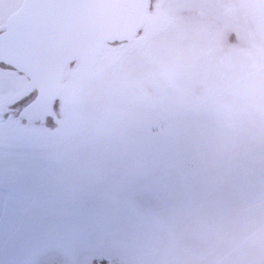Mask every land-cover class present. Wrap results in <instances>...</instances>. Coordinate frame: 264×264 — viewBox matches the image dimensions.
Here are the masks:
<instances>
[{
	"label": "rangeland",
	"instance_id": "obj_1",
	"mask_svg": "<svg viewBox=\"0 0 264 264\" xmlns=\"http://www.w3.org/2000/svg\"><path fill=\"white\" fill-rule=\"evenodd\" d=\"M60 86L24 126L34 91L0 64V123L52 132L0 134V264H264L259 0H149Z\"/></svg>",
	"mask_w": 264,
	"mask_h": 264
},
{
	"label": "water",
	"instance_id": "obj_2",
	"mask_svg": "<svg viewBox=\"0 0 264 264\" xmlns=\"http://www.w3.org/2000/svg\"><path fill=\"white\" fill-rule=\"evenodd\" d=\"M264 6V0H259ZM149 0H25L0 31V63L19 72L35 95L18 113L43 122L58 97L66 66L101 54L106 43L131 41L147 18ZM0 123L17 139L52 132Z\"/></svg>",
	"mask_w": 264,
	"mask_h": 264
},
{
	"label": "flooded vegetation",
	"instance_id": "obj_3",
	"mask_svg": "<svg viewBox=\"0 0 264 264\" xmlns=\"http://www.w3.org/2000/svg\"><path fill=\"white\" fill-rule=\"evenodd\" d=\"M2 30V28L0 29V31ZM1 65H3L4 66V64H2V63H0ZM13 70V69H12ZM15 71V70H14ZM33 91H34V95H35V90L33 89ZM31 100V99H30ZM30 102V101H29ZM28 103V102H27ZM26 103V104H27ZM53 105V104H52ZM52 108V107H51ZM2 111V113H4V109L3 110H1ZM9 112H10V114L11 115H13V112L11 111V110H9ZM19 113V112H18ZM9 113H8V115L11 117V115H10ZM18 114L16 115V119H18V120H20V122H22V125H24V126H29L30 124H34V123H37L38 125H40L41 127H42V125H43V123L45 122V120L47 119V118H49L51 115H49V117L47 116V118H45L44 119V121L43 122H38V121H33V122H30V123H28V124H26L25 122H24V120L23 119H19L18 117ZM17 121V120H16ZM52 121H54V119L52 118ZM0 134L1 135H6L3 131H0ZM17 139V138H16ZM23 139H27V138H23Z\"/></svg>",
	"mask_w": 264,
	"mask_h": 264
},
{
	"label": "trees",
	"instance_id": "obj_4",
	"mask_svg": "<svg viewBox=\"0 0 264 264\" xmlns=\"http://www.w3.org/2000/svg\"><path fill=\"white\" fill-rule=\"evenodd\" d=\"M192 188H193V187H189L188 191L185 190V191L187 192L188 195L192 194V192H191V191H192ZM182 194H183V195H182ZM181 196H182V199H183V197H184V190L181 192Z\"/></svg>",
	"mask_w": 264,
	"mask_h": 264
}]
</instances>
